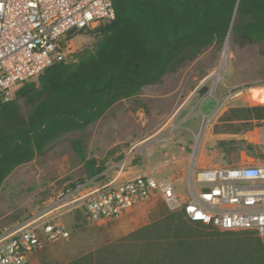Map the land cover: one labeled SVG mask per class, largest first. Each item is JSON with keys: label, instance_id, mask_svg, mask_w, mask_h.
<instances>
[{"label": "trees", "instance_id": "trees-1", "mask_svg": "<svg viewBox=\"0 0 264 264\" xmlns=\"http://www.w3.org/2000/svg\"><path fill=\"white\" fill-rule=\"evenodd\" d=\"M112 3L114 19L82 30L99 36L92 48L84 47L76 59L52 63L0 104V185L16 166L43 154L57 136L84 129L116 101L159 83L213 43L222 45L228 33L240 45L264 39V0ZM17 98L30 105L25 118ZM231 118L264 123V105L233 108ZM72 145L88 177L104 170L103 160L86 157L79 139ZM164 206L135 231L132 259L100 246L57 264H264V241L254 230L224 232ZM84 224L93 223L79 211L74 228Z\"/></svg>", "mask_w": 264, "mask_h": 264}, {"label": "rangeland", "instance_id": "rangeland-1", "mask_svg": "<svg viewBox=\"0 0 264 264\" xmlns=\"http://www.w3.org/2000/svg\"><path fill=\"white\" fill-rule=\"evenodd\" d=\"M98 38L90 30L73 35L67 57L76 59V53L92 48ZM222 46L213 43L195 59L164 74L159 83L116 101L84 129L57 136L43 154L16 166L0 185V231L41 211L48 198L68 183L88 178L86 164L72 145L74 139L80 140L87 158L104 161L102 180L118 172L122 177L146 172L157 179H176L180 195L186 194V179L195 164H236L249 157L264 161L263 121L231 118L233 108L264 105L260 87L264 39L240 45L229 37L223 58ZM16 101L25 118L30 105L22 98ZM160 201L76 228L74 212L65 211L62 219L71 235L47 244L25 264H57L100 246L132 259L130 252L138 244L134 233L165 208Z\"/></svg>", "mask_w": 264, "mask_h": 264}, {"label": "built area", "instance_id": "built-area-1", "mask_svg": "<svg viewBox=\"0 0 264 264\" xmlns=\"http://www.w3.org/2000/svg\"><path fill=\"white\" fill-rule=\"evenodd\" d=\"M114 17L112 0H0V104L52 63L72 59L67 57L70 37ZM260 87L264 90V82ZM102 176L60 188L41 211L4 227L0 264H25L47 244L66 240L71 234L62 219L65 211L74 217L81 211L84 221L98 223L156 199L191 221L209 222L224 232L254 230L264 241V161L194 165L185 195L176 190L174 178L146 172Z\"/></svg>", "mask_w": 264, "mask_h": 264}, {"label": "crops", "instance_id": "crops-1", "mask_svg": "<svg viewBox=\"0 0 264 264\" xmlns=\"http://www.w3.org/2000/svg\"><path fill=\"white\" fill-rule=\"evenodd\" d=\"M241 162H245V163H258V162H262V160H258V159H254V158H247L246 160H243ZM239 162V163H241ZM196 166H208V165H201V164H195ZM145 204V203H144ZM142 205V204H140ZM137 207V206H136ZM131 211V210H130ZM126 214V213H125ZM75 223V222H74ZM74 226V224H73ZM68 228V227H67ZM69 229V228H68Z\"/></svg>", "mask_w": 264, "mask_h": 264}, {"label": "bare ground", "instance_id": "bare-ground-1", "mask_svg": "<svg viewBox=\"0 0 264 264\" xmlns=\"http://www.w3.org/2000/svg\"><path fill=\"white\" fill-rule=\"evenodd\" d=\"M228 48H229V40L226 41V43H225V45H224V47H223L222 58L225 56V54H226ZM216 81H217V77H216V79H215L214 82H216ZM262 90H263V89H262Z\"/></svg>", "mask_w": 264, "mask_h": 264}, {"label": "water", "instance_id": "water-1", "mask_svg": "<svg viewBox=\"0 0 264 264\" xmlns=\"http://www.w3.org/2000/svg\"><path fill=\"white\" fill-rule=\"evenodd\" d=\"M227 40H229V33H228L227 36L225 37V40H224V42H223L222 49H223V47H224V45H225V43H226ZM249 158H250V157H249Z\"/></svg>", "mask_w": 264, "mask_h": 264}, {"label": "flooded vegetation", "instance_id": "flooded-vegetation-1", "mask_svg": "<svg viewBox=\"0 0 264 264\" xmlns=\"http://www.w3.org/2000/svg\"><path fill=\"white\" fill-rule=\"evenodd\" d=\"M234 136H237V135H239V133L238 132H234V134H233Z\"/></svg>", "mask_w": 264, "mask_h": 264}]
</instances>
